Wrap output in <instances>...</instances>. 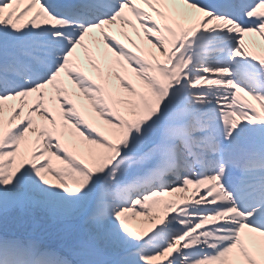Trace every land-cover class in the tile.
Instances as JSON below:
<instances>
[{
    "label": "snow or ice",
    "instance_id": "1",
    "mask_svg": "<svg viewBox=\"0 0 264 264\" xmlns=\"http://www.w3.org/2000/svg\"><path fill=\"white\" fill-rule=\"evenodd\" d=\"M0 264H264V0H0Z\"/></svg>",
    "mask_w": 264,
    "mask_h": 264
}]
</instances>
